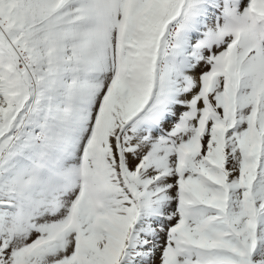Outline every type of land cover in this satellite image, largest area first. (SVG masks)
Masks as SVG:
<instances>
[{
    "label": "snow or ice",
    "instance_id": "1",
    "mask_svg": "<svg viewBox=\"0 0 264 264\" xmlns=\"http://www.w3.org/2000/svg\"><path fill=\"white\" fill-rule=\"evenodd\" d=\"M0 264H264V0H0Z\"/></svg>",
    "mask_w": 264,
    "mask_h": 264
}]
</instances>
